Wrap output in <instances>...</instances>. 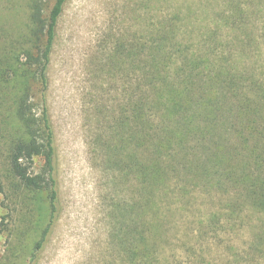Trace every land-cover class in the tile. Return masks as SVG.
<instances>
[{"label": "trees", "instance_id": "trees-1", "mask_svg": "<svg viewBox=\"0 0 264 264\" xmlns=\"http://www.w3.org/2000/svg\"><path fill=\"white\" fill-rule=\"evenodd\" d=\"M66 1L30 0L21 51L0 66V84L13 110L12 121L0 125V138H9L8 169L24 188L45 194L48 218L31 246L30 264L59 210L55 133L45 91ZM171 1L157 0L166 8L156 16L155 1L145 0L148 28L116 39L107 52L108 71L121 79L124 98L102 150L135 180L138 194L122 221L129 249L139 264H157L160 226H166L174 210L160 211L156 199L179 195L190 203L193 187L217 195L219 205L207 223L214 233L226 226L241 228L257 216L252 246L241 252V264H260L264 78L255 64L243 63L248 52L257 51L260 12L242 0H178L175 7ZM36 157L42 162L35 171ZM175 181L180 185H171ZM160 187L163 193H157Z\"/></svg>", "mask_w": 264, "mask_h": 264}, {"label": "rangeland", "instance_id": "rangeland-1", "mask_svg": "<svg viewBox=\"0 0 264 264\" xmlns=\"http://www.w3.org/2000/svg\"><path fill=\"white\" fill-rule=\"evenodd\" d=\"M29 1L0 0V66L21 51ZM154 1L155 15H163L166 5ZM242 1L252 3L260 12L256 21L257 51L248 52L242 60L247 65L255 64L264 78V0ZM144 3L145 0L65 3L45 91L55 133L59 210L42 250L31 264H139L134 261L127 230L122 225L125 217L129 218L127 204L132 202L134 192L138 194L135 180L110 163L102 145L110 140L118 103L124 98L121 79H114L108 71L107 52L116 39H128L134 32L148 28ZM171 3L175 7L178 0ZM20 60L24 61V57ZM3 93L0 84V125L12 121L13 116L11 100ZM8 141L7 137L0 138V264H30L31 246L48 218L45 194L27 190L10 173ZM41 162L40 157L35 158V171ZM173 184L180 185L178 181ZM163 188L157 193H163ZM189 189L194 197L190 203H183L187 197L179 195L171 199L160 194L161 199H156L160 200V211L174 210L166 226H160L157 264H241L245 259L241 252L252 246L257 216L241 228L226 226L214 233L207 223L219 205L217 195L207 192L209 189ZM259 263L264 264V258Z\"/></svg>", "mask_w": 264, "mask_h": 264}]
</instances>
